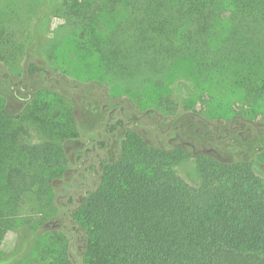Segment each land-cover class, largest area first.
I'll list each match as a JSON object with an SVG mask.
<instances>
[{
  "label": "trees",
  "instance_id": "1",
  "mask_svg": "<svg viewBox=\"0 0 264 264\" xmlns=\"http://www.w3.org/2000/svg\"><path fill=\"white\" fill-rule=\"evenodd\" d=\"M11 2L5 1L6 7ZM25 5L32 7L35 23L18 53L27 54L30 77L49 75L39 52L49 19L60 13L66 30L50 51L58 48L63 61L83 66L87 80L122 84L135 96L162 91L184 77L197 87L234 86L255 103L264 98V0H28ZM0 120H5L2 109ZM123 126L118 119L105 129ZM99 138L95 146L102 151ZM188 156L180 148H155L133 133L126 134L115 161L107 164L98 156L100 180L84 186L77 201L67 199L73 229L83 234L81 264H264V181L247 162L199 154L200 181L193 187L174 169ZM47 164L39 174H28L4 167L0 155V242L12 226L10 205L28 181L52 208L56 173ZM27 221L13 225L16 246L6 257L0 253V264H74L64 236Z\"/></svg>",
  "mask_w": 264,
  "mask_h": 264
},
{
  "label": "rangeland",
  "instance_id": "2",
  "mask_svg": "<svg viewBox=\"0 0 264 264\" xmlns=\"http://www.w3.org/2000/svg\"><path fill=\"white\" fill-rule=\"evenodd\" d=\"M5 1L0 0V9H5L0 12V109L5 117L0 120V155L4 167L28 174H39L41 164L48 161L56 178L52 208L31 180L19 191L17 202L10 205L12 226L0 242L3 257L16 246L17 229L13 227L28 219L27 224L33 223L47 234L64 236L72 262L81 264L83 234L73 229V206L67 199L72 196L77 201L84 186L97 184L101 177L98 156L107 164L115 161L128 133L155 148H180L188 153L174 169L190 186L200 181L195 160L199 154L247 162L264 181V98L255 103L243 98L234 86L197 87L184 77L172 80L162 91L135 96L126 94L122 84L115 85L119 90L113 83L87 80L83 66L76 68L63 61L58 48L50 51L66 30V18L60 13L49 19L39 52L49 75L30 77L26 74L28 56H21L18 50L31 36L35 23L30 20L32 7L25 5L28 0H9L13 2L7 7ZM94 56L92 61H96ZM118 119L124 126L107 133L105 126ZM98 138L105 144L102 151L95 146ZM44 150L50 154L39 157ZM60 211L67 214L61 216Z\"/></svg>",
  "mask_w": 264,
  "mask_h": 264
}]
</instances>
